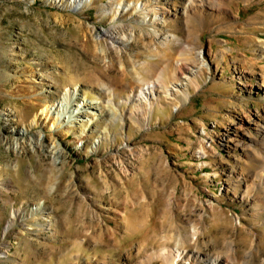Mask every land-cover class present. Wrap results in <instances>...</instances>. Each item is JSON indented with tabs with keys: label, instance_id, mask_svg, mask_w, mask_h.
<instances>
[{
	"label": "rangeland",
	"instance_id": "obj_1",
	"mask_svg": "<svg viewBox=\"0 0 264 264\" xmlns=\"http://www.w3.org/2000/svg\"><path fill=\"white\" fill-rule=\"evenodd\" d=\"M223 4L0 0V264L264 262V0Z\"/></svg>",
	"mask_w": 264,
	"mask_h": 264
},
{
	"label": "bare ground",
	"instance_id": "obj_2",
	"mask_svg": "<svg viewBox=\"0 0 264 264\" xmlns=\"http://www.w3.org/2000/svg\"><path fill=\"white\" fill-rule=\"evenodd\" d=\"M224 1L225 0H218V2H221L222 5H224L223 4ZM247 1H249V0H247ZM215 2H217V1H215ZM220 11L228 13V12H226V10H222L221 9ZM263 47H264V45H263ZM177 72L180 75H185L184 74L185 73V68L182 65H178L177 66ZM156 87H157V83L150 82L149 84H147L146 89L141 88V94L151 95L152 93L155 92ZM258 88L262 90V93H263L262 96L264 98V82L261 83L258 86ZM144 104L146 106H147V104H149L151 106V103H150L148 97H144ZM257 134H259L261 136V138L264 139V128L263 127L262 128H257ZM259 240L260 239H257L256 237L251 239L250 240V245L253 248V250H250L247 255H244V257L242 256L240 259L236 258L238 254H237V252L235 250V246L232 245L230 247V250H235V254L231 255V256L236 258L237 264H239V262L241 260H244V259L246 260V262L244 264H264L263 261L256 262V260L258 258V255H259V250H260L259 246H257ZM157 257L159 259H162V258L166 259V262L168 264H198V263L199 264H233V262L236 261V260H233V261L224 260V258H222L221 256H217V257H214V258H208V259L207 258H205V259L201 258L202 259L201 260L199 258V256L196 255V254H189L188 255V252H184V251H182V252H179V251L169 252V251H165V250H162V251L159 250V254L157 255ZM232 257H231V259H233Z\"/></svg>",
	"mask_w": 264,
	"mask_h": 264
}]
</instances>
